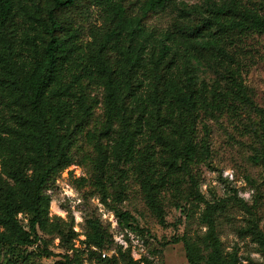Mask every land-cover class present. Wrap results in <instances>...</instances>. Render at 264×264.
Here are the masks:
<instances>
[{
	"label": "rangeland",
	"instance_id": "obj_1",
	"mask_svg": "<svg viewBox=\"0 0 264 264\" xmlns=\"http://www.w3.org/2000/svg\"><path fill=\"white\" fill-rule=\"evenodd\" d=\"M130 1L132 10L138 11L141 0ZM226 1L172 0L169 7L144 20L150 35L141 53L145 60L158 54L162 42L176 49L178 65L168 70L180 90L185 89L184 67L192 70L186 61L193 65L196 156L186 162L181 158L184 137L177 94L169 92L170 102L160 104L146 95L127 98L123 115L112 122L107 137L100 133L106 120L105 79L71 69L64 82L91 104L90 120L72 133L77 117L64 119L60 132L63 137L71 132V162L53 173L43 190L49 198L43 228L37 227L38 239L32 245H0V264H102L100 258L111 256L115 264H126L128 257L139 264H189L183 242H170L181 236L204 264L212 252L207 224L201 220L208 204L216 209L212 221L220 259L264 264V245L259 241L264 239V33L235 36L227 46L231 58L211 50H184L178 37L171 38L181 15L195 21L207 17L214 4ZM239 1L264 16V0ZM16 6L20 33L33 34L32 25L39 22L45 0H16ZM76 17L82 43L105 28L103 11L88 1ZM148 74L140 75L145 82L152 79ZM125 130L135 150L127 161L116 159L113 152ZM173 157L177 161L172 166ZM100 160L102 176L96 166ZM152 170L166 176L158 194L164 222L147 205L140 184L144 171ZM121 211L132 217L126 219L132 229L124 226V220L118 222L116 213ZM16 218L28 229L30 214L19 212ZM88 221H95L112 239L104 246L105 256L88 238ZM58 229L73 233L61 239Z\"/></svg>",
	"mask_w": 264,
	"mask_h": 264
},
{
	"label": "trees",
	"instance_id": "obj_2",
	"mask_svg": "<svg viewBox=\"0 0 264 264\" xmlns=\"http://www.w3.org/2000/svg\"><path fill=\"white\" fill-rule=\"evenodd\" d=\"M87 1L101 8L105 28L96 32L90 42L82 43L81 22L76 15L83 12ZM45 3L39 22L32 25L34 33L30 35L25 31L20 33L23 30L19 26L16 0H0V245L29 246L37 241L36 229L43 228L49 202L43 190L49 177L71 162L68 154L71 132L65 137L60 132L64 119L71 115L77 117L72 133L80 132L90 120L91 104L82 94L72 91L70 83L64 82L71 69L105 79L106 120L100 133L107 137L112 122L123 115L127 98L139 100L146 95L160 104L170 102L169 92L177 94L181 104L179 130L184 137L181 158L186 162L197 154L193 65L186 61L192 70L184 67L185 89L180 90L168 70L178 65L176 49L162 42L158 54L150 61L141 54L150 36L144 20L169 7L172 0H141L135 12L130 0H45ZM175 27L176 34L171 38L178 37L181 41L177 42L184 50L188 47L211 50L231 58L228 44L246 31L264 33V16L239 0H228L214 4L207 17L195 21L181 15ZM193 57L199 63L197 57ZM148 71L152 79L145 82L140 75L149 76ZM262 123L264 126V113ZM113 152L116 159L134 158L135 150L126 130L121 133ZM176 161L173 157L169 163L173 166ZM96 166L102 176V161ZM144 173L140 184L147 205L159 221L164 222L158 194L166 184V176L155 170ZM213 207L208 204L201 216L207 224V238L212 248L204 264H236L220 259V241L212 221L216 210ZM19 212L30 214L28 229L19 224L16 218ZM116 216L119 223L124 220V226L131 228L126 220L132 218L128 212L121 211ZM88 226V238L101 255L112 239L95 221H88ZM58 232L61 239L73 233L64 234L61 229ZM179 241L183 242L189 264H203L184 236L170 240ZM259 241L264 245V239ZM99 261L115 264L114 256ZM126 264L139 262L128 257Z\"/></svg>",
	"mask_w": 264,
	"mask_h": 264
},
{
	"label": "built area",
	"instance_id": "obj_3",
	"mask_svg": "<svg viewBox=\"0 0 264 264\" xmlns=\"http://www.w3.org/2000/svg\"><path fill=\"white\" fill-rule=\"evenodd\" d=\"M120 242H122V240H120ZM105 254H106L105 252H102V254H101V255H102V256H105Z\"/></svg>",
	"mask_w": 264,
	"mask_h": 264
}]
</instances>
